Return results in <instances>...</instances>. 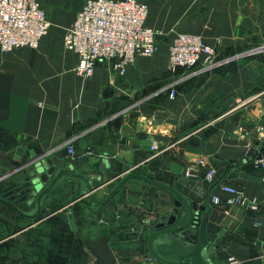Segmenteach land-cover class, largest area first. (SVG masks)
<instances>
[{
  "label": "crops",
  "instance_id": "obj_1",
  "mask_svg": "<svg viewBox=\"0 0 264 264\" xmlns=\"http://www.w3.org/2000/svg\"><path fill=\"white\" fill-rule=\"evenodd\" d=\"M85 1L71 0L69 27ZM214 13L204 0H156L148 24L160 32L158 40L176 32L201 34L219 57L242 44L219 31ZM77 64L64 37L53 33L38 48L0 49L5 180L16 179L44 153L78 172L99 169L110 179L103 187L116 184L129 169L172 183L181 176L206 180L210 167H229L209 184L212 216L227 231L210 255L215 264H228L231 257L237 264H264V166L255 162L264 157V136L257 132L264 126V56L236 58L212 71L174 73L162 43L156 55L137 56L124 75L101 61L92 76L83 77ZM171 84L177 86L172 99ZM75 137L76 153L70 155L67 142ZM65 182L69 185H58L40 212L37 206L23 211L34 217L0 201V253L6 247L15 264H163L147 260L145 222L157 211L163 189L134 178L114 200L98 206L87 195L79 198L81 180ZM224 184L240 188L257 209L228 204L237 196ZM214 195L220 204L212 203Z\"/></svg>",
  "mask_w": 264,
  "mask_h": 264
},
{
  "label": "built area",
  "instance_id": "obj_2",
  "mask_svg": "<svg viewBox=\"0 0 264 264\" xmlns=\"http://www.w3.org/2000/svg\"><path fill=\"white\" fill-rule=\"evenodd\" d=\"M149 5L143 0H86L78 11L72 25L64 36V47L77 54V74L90 77L99 62L108 63L115 72L126 74L137 56L152 57L160 52V32L148 24ZM51 22L39 0H0V49L12 51L21 47L38 48L50 30ZM169 69L179 68L198 71H212L229 63L234 58H219L217 49L204 36L191 32H176L169 41ZM175 84L169 87V97L175 98ZM258 136H264V126L257 127ZM75 138L68 140L67 152L76 153ZM153 151H159L152 145ZM258 166H264V157L257 159ZM199 163L205 165V160ZM217 170L210 167L206 180L214 181ZM222 188L237 197L228 204H238L248 209H257L255 200L249 201L240 188L224 184ZM212 203H221L220 197L212 196ZM150 263L158 261L153 255L147 257ZM228 264H237L233 257Z\"/></svg>",
  "mask_w": 264,
  "mask_h": 264
},
{
  "label": "water",
  "instance_id": "obj_3",
  "mask_svg": "<svg viewBox=\"0 0 264 264\" xmlns=\"http://www.w3.org/2000/svg\"><path fill=\"white\" fill-rule=\"evenodd\" d=\"M36 157L33 165L16 179L5 180V175L0 174L1 202L22 214L34 206L40 212L42 202L58 185L64 189L69 185L66 180L76 178L85 185L79 198L87 195L96 205L105 206L129 180L142 179L164 191L157 211L150 213L145 221L151 255L163 264H215L210 253L219 246L227 231L212 216L211 183L207 180L181 176L166 183L129 169L116 184L103 187L110 179L99 169L96 174H85L75 171L71 164L57 156L49 157L44 153ZM100 193L104 198L101 199Z\"/></svg>",
  "mask_w": 264,
  "mask_h": 264
},
{
  "label": "rangeland",
  "instance_id": "obj_4",
  "mask_svg": "<svg viewBox=\"0 0 264 264\" xmlns=\"http://www.w3.org/2000/svg\"><path fill=\"white\" fill-rule=\"evenodd\" d=\"M39 1L51 22L48 34L53 33L58 37H64L74 16L71 10L72 8L70 7L71 0ZM72 1L78 4L81 2V0ZM146 1L150 7L151 3L156 2V0ZM204 1H208V5L213 7L215 12L214 21L219 26V31L226 32L228 36L234 37L239 44H242L239 45L240 47L236 48L232 54L219 56V58L230 57L234 58L232 61H236V58L242 59L246 57L264 56V0ZM49 9H51V11ZM51 12L53 13L52 17L50 16ZM219 34H221V32H219ZM214 35L216 37L219 36L216 33ZM171 36L172 34H165L159 41L169 46ZM10 245H12V243ZM0 264H15L13 259L8 258L6 247H4L0 253Z\"/></svg>",
  "mask_w": 264,
  "mask_h": 264
},
{
  "label": "trees",
  "instance_id": "obj_5",
  "mask_svg": "<svg viewBox=\"0 0 264 264\" xmlns=\"http://www.w3.org/2000/svg\"><path fill=\"white\" fill-rule=\"evenodd\" d=\"M234 51H232V52H229V53H227V54H232ZM226 54V55H227ZM223 58V57H222ZM248 58H251V57H246V59H248ZM236 61L234 60V61H231V62H229V63H227V64H224V65H222L221 67L223 68V67H227V66H229V65H232L233 63H235ZM184 70H187L186 68H179L178 69V71H177V73L178 72H180V71H184ZM177 87V86H176ZM175 87V88H176ZM176 90H177V88H176ZM169 92V91H168ZM228 168L229 167H220V166H218L217 167V173H216V176H215V180H219V178H221L222 177V174L223 173H225L226 174V172H227V170H228ZM224 175V174H223ZM224 177V176H223Z\"/></svg>",
  "mask_w": 264,
  "mask_h": 264
}]
</instances>
